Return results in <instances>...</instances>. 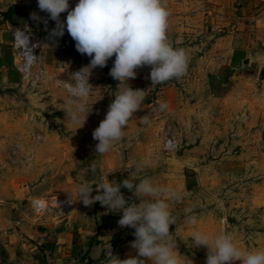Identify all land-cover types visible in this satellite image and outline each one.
<instances>
[{
  "label": "rangeland",
  "instance_id": "obj_1",
  "mask_svg": "<svg viewBox=\"0 0 264 264\" xmlns=\"http://www.w3.org/2000/svg\"><path fill=\"white\" fill-rule=\"evenodd\" d=\"M76 3L77 0H69L70 8ZM165 3L170 11L167 39L174 48L183 49L187 54V71L179 79L152 85L150 66L136 69L137 75L128 80V85L134 90L143 89L145 98L130 118L123 138L101 155L95 151L98 141L93 139L92 133L105 118L115 95L127 88V82L112 78L109 71L113 65L90 71L85 66L89 65L91 57L53 46L50 33L56 23L42 27L41 19L49 14L39 9L38 0H28L24 7L35 10L38 17L30 19L31 28L46 36L37 51L39 61L35 67L43 70V76L35 86L21 82L14 70L16 58L13 56L14 72L6 83L0 84V198L8 194L26 202L31 197L57 196L73 201L78 198L77 189L82 183L94 187L101 177L115 170L118 158H132L137 162L134 168L139 166V171L136 169L139 173L158 172L160 177L153 186L179 195L178 200L168 198L167 193L161 198L166 200L175 217V224L169 229L175 228L172 234L185 240L183 249L191 248L193 226L189 219L194 216L202 229L213 234L217 231L218 236L222 233L232 236L239 250L264 251V192L259 200H253L246 185L248 179L259 172L264 188V158H256L259 161L256 163L252 158H229L225 164L215 158L217 163H213L214 156L221 155L220 146L214 149L200 143L197 150L194 147L201 126L191 115V97L196 92L211 89L206 87V80H217V75L226 73L220 67L204 64L206 57H221L219 45L215 43L217 34L209 33V26L213 7L223 10L225 2L165 0ZM62 14L67 16L64 12L60 18ZM73 69L82 71L89 85L85 102L90 111L86 118L84 113L80 114L81 121L85 118L82 126L64 111L70 97L60 81L65 72ZM161 104L166 107L162 108ZM163 136L175 138L176 150H162ZM234 146L233 151L240 148L238 143ZM262 150L264 152V148ZM196 156L199 159L193 165H198L201 172L197 183L189 181L196 172L190 167L191 158ZM243 160L247 164H243ZM93 165L95 173L90 170ZM211 168L227 171L226 177H220L213 185L215 191L211 189L210 180L204 178ZM232 264H241V261Z\"/></svg>",
  "mask_w": 264,
  "mask_h": 264
},
{
  "label": "crops",
  "instance_id": "obj_2",
  "mask_svg": "<svg viewBox=\"0 0 264 264\" xmlns=\"http://www.w3.org/2000/svg\"><path fill=\"white\" fill-rule=\"evenodd\" d=\"M22 1L0 0V11L8 10L7 16L0 18V84L6 83L15 70L12 69L11 31L31 28L30 19L35 13V10L22 6ZM24 2L28 3V0ZM221 2H225V8L213 7L209 26V33L217 34L215 43L219 45L221 57H206L204 64L220 67L226 73L217 75V80H206V87L211 89L204 93L196 92L191 97V115L200 121L201 126L195 136L194 147L197 150L200 143L214 149L220 146L221 155L214 156L213 163H217L215 158H220L224 164L229 158H252L256 163L258 158H264V73L261 79L257 78L259 68L264 67V0ZM214 49L212 44V53ZM244 58L247 59L245 64L241 62ZM114 59L113 56L107 63ZM112 65L107 64L103 69ZM235 143L240 148L233 151L231 148L235 147ZM198 159L197 156L191 158L190 166L196 172L192 173L189 181L196 183L201 178V172L193 163ZM118 160L115 170L101 177L99 184H116L125 179L132 180L134 176L157 184L158 172L139 173L134 168L137 162L132 158ZM243 164H247L246 160ZM261 174L255 173L246 183L253 200H259L264 192ZM226 175L227 171L223 169L211 168L204 178L210 180L211 189L215 191L213 185ZM120 191L129 203H140L134 192L123 186ZM96 194L94 186L91 195ZM0 200V264H107L109 251L121 260L137 256L136 250L131 247L135 230L121 228L118 220L122 213L107 211L99 202L89 207L77 198L70 201L68 213L61 218L50 215L36 218L30 211L28 200L22 202L20 198L8 194ZM191 226L190 236L195 232L210 239L218 236L217 231L213 234L202 229L197 220ZM173 231L175 228L169 229V239L176 243L181 264H206L208 249L195 246L192 239L191 248L183 249L185 240L172 234ZM141 259H145V264H151L146 258Z\"/></svg>",
  "mask_w": 264,
  "mask_h": 264
},
{
  "label": "clouds",
  "instance_id": "obj_3",
  "mask_svg": "<svg viewBox=\"0 0 264 264\" xmlns=\"http://www.w3.org/2000/svg\"><path fill=\"white\" fill-rule=\"evenodd\" d=\"M38 7L56 22L50 33L52 37H62L66 29L75 41L76 50L91 57L89 65L85 66L90 71L107 66L113 56L115 59L109 74L117 82L126 81L127 85L130 78L136 77V69L145 66L151 68L149 78L152 85L179 79L187 71V54L183 49L174 48L167 39L170 11L165 0H77L71 8L69 0H38ZM64 12H67L66 21L60 18ZM32 17L38 19L35 13ZM83 75L82 71L74 73L77 84L67 86L70 98L64 109L69 118L81 126L90 111L85 102L89 89ZM145 95L143 89L134 90L129 85L115 95L105 118L92 133L93 139L98 141L95 146L97 153L109 152L123 138L124 129L133 113L140 109ZM161 107L166 105L161 104ZM81 113L85 114L82 121ZM90 170L95 173V165ZM92 185L82 183L78 187V200L89 207L99 202L107 211L122 213L118 225L135 230L131 247L137 256L121 260L108 250L107 264H145V259L141 258H146L151 264H181L176 243L169 239V227L175 224V217L166 200L161 198L163 193H167L168 198L178 200L176 192L153 186L148 179L138 176L116 184L100 183L96 185L97 194L94 196L91 195ZM121 186L134 192L140 203L126 201L121 194ZM189 222L195 224L196 218L190 217ZM191 239L195 246L208 249L206 264H232L237 260L241 264H264V251H241L227 233L210 239L195 232Z\"/></svg>",
  "mask_w": 264,
  "mask_h": 264
},
{
  "label": "built area",
  "instance_id": "obj_4",
  "mask_svg": "<svg viewBox=\"0 0 264 264\" xmlns=\"http://www.w3.org/2000/svg\"><path fill=\"white\" fill-rule=\"evenodd\" d=\"M22 6L26 5L24 0L21 2ZM62 20H66L65 15H61ZM55 21L49 17L41 19L42 27H52ZM46 40V36L38 32L37 29L28 27L17 28L11 31L10 48L16 58L15 70L21 82L29 86H35L40 82L43 76L41 68H35L38 59V49L42 46V42ZM80 70L73 69L70 72H65L61 78L60 84L68 97V85L75 86L77 80L74 73ZM85 86L89 89L87 79L83 75ZM177 143L172 136H163L161 140V148L165 152H173L176 150ZM29 208L31 213L37 218L44 215L61 218L65 216L70 208V201L66 198L57 196H41L31 197L29 200ZM1 263V256H0Z\"/></svg>",
  "mask_w": 264,
  "mask_h": 264
},
{
  "label": "water",
  "instance_id": "obj_5",
  "mask_svg": "<svg viewBox=\"0 0 264 264\" xmlns=\"http://www.w3.org/2000/svg\"><path fill=\"white\" fill-rule=\"evenodd\" d=\"M51 44L61 50H66L69 52L77 51L75 48V41L71 38V36L68 34L66 29L62 37H53ZM241 62L245 64L247 62V59L244 58ZM263 73H264V67L261 66L259 68L257 78L261 79L263 77Z\"/></svg>",
  "mask_w": 264,
  "mask_h": 264
},
{
  "label": "trees",
  "instance_id": "obj_6",
  "mask_svg": "<svg viewBox=\"0 0 264 264\" xmlns=\"http://www.w3.org/2000/svg\"><path fill=\"white\" fill-rule=\"evenodd\" d=\"M8 10H4V11H0V18H4L5 16H7Z\"/></svg>",
  "mask_w": 264,
  "mask_h": 264
}]
</instances>
